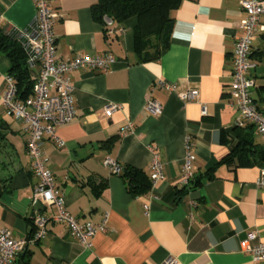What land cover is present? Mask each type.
Returning <instances> with one entry per match:
<instances>
[{"label":"crops","instance_id":"crops-1","mask_svg":"<svg viewBox=\"0 0 264 264\" xmlns=\"http://www.w3.org/2000/svg\"><path fill=\"white\" fill-rule=\"evenodd\" d=\"M48 2L57 13L53 29L59 58L107 52L116 59L107 72L68 74L76 115L56 127L64 145L48 137L41 141L69 212L95 224L106 216L107 231L97 232L85 246L66 225L49 221L44 237L28 242L14 264H162L168 257L179 264H264L241 247L249 231L256 234L253 244L264 242V188L255 185L264 170V138L254 126L235 128L232 50L245 16L239 0H182L173 11L167 50L145 62L134 51L135 18L106 23L112 32L105 33L92 16L97 0ZM35 12L33 0H0V26L23 30ZM250 59L255 64L252 96L264 112V15ZM8 69L0 53V131L7 141L0 152V229L29 239L36 230L33 216H49L51 210H36L31 203L37 177L30 168L24 123L1 102ZM159 80L174 83V91H151ZM191 88L196 97L184 102L178 93ZM149 95L162 105L158 116L145 111ZM107 103L121 108L105 117ZM187 137L197 182L181 191ZM151 147L163 163V178L153 189L157 198L146 187ZM106 158L140 172L136 193L104 164Z\"/></svg>","mask_w":264,"mask_h":264},{"label":"built area","instance_id":"built-area-1","mask_svg":"<svg viewBox=\"0 0 264 264\" xmlns=\"http://www.w3.org/2000/svg\"><path fill=\"white\" fill-rule=\"evenodd\" d=\"M35 3V16L28 26L20 30V38L26 52V64L33 80L32 93L25 99L17 97L15 79L9 73L4 75L5 87L1 96L4 110L14 118L24 123L26 137V151L30 160V168L37 177L31 203H40L44 208L51 210L49 216L36 213L33 223L36 226L34 235L27 238H16L7 229H0V264H14L16 257L23 252L28 242H34L44 237L46 225L49 221L62 223L67 226L70 233L83 245L89 246L97 232L107 231V217L99 223L92 221L80 222L67 209L65 197L56 183L52 171L48 167L47 158L41 149L43 137H48L58 146H63L64 141L56 134L57 125L72 121L76 115L73 92L68 74L77 69H90L100 72L110 70L115 62L111 53L95 55L76 54L70 58H59L57 55V42L53 25L57 13L53 11L48 0H33ZM239 5L245 13L239 23L240 34L235 38L232 50V69L230 94L234 99L238 111V125L246 123L254 126L258 134L264 138V112L260 111L253 99L252 88L255 85L250 75L254 63L250 59L252 42L260 24L261 15H264V0H239ZM107 29L106 33H111ZM160 87L166 91H174V83L159 80L153 87ZM197 90L189 89L178 93L184 102H189L196 97ZM121 106L116 103H107L103 113L110 117ZM145 111L153 116L162 112V105L150 95L146 98ZM202 114L206 109L201 108ZM130 122L125 128H130ZM187 137V151L180 170L179 184L188 188L193 178L192 162L195 156L189 150ZM148 177L150 180L151 198H157L153 189L156 183L163 178V163L155 148L151 147ZM104 164L111 172L119 174L121 166L111 158H106ZM255 185L264 188V170L255 181ZM147 210L148 204L144 205ZM255 232L249 231L246 239L241 242V247L249 251L253 260L264 259V242L253 244ZM162 264H179L173 257H168Z\"/></svg>","mask_w":264,"mask_h":264},{"label":"trees","instance_id":"trees-1","mask_svg":"<svg viewBox=\"0 0 264 264\" xmlns=\"http://www.w3.org/2000/svg\"><path fill=\"white\" fill-rule=\"evenodd\" d=\"M182 0H97L92 5L93 19L109 29L105 17L120 24L130 18L136 19L133 28L134 51L138 61L145 62L158 59L168 48L174 24L173 11L178 8ZM0 53L5 54L9 61L8 72L15 79L17 97L25 99L32 93L33 80L26 64V52L20 31L10 29L6 31L0 26ZM238 125L235 128L249 126ZM253 126V125H251ZM7 145L6 137L0 131V152ZM234 148V147H233ZM233 150V149H231ZM235 152L233 150L231 153ZM140 172L129 167H121L119 175L126 180L129 191L136 193L140 183ZM193 177L189 189L196 184ZM147 190L150 188L148 179ZM32 237V236H31Z\"/></svg>","mask_w":264,"mask_h":264},{"label":"water","instance_id":"water-1","mask_svg":"<svg viewBox=\"0 0 264 264\" xmlns=\"http://www.w3.org/2000/svg\"><path fill=\"white\" fill-rule=\"evenodd\" d=\"M105 22L107 23V24H111L112 23V19H110V18H108V17H105ZM34 208L36 209V210H43L44 209V207L40 204V203H36L35 205H34Z\"/></svg>","mask_w":264,"mask_h":264}]
</instances>
